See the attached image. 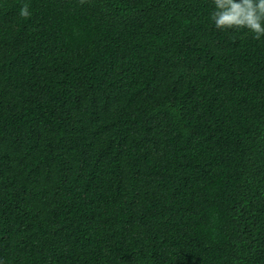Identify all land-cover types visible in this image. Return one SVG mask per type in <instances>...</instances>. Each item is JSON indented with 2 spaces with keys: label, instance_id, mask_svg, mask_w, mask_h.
Instances as JSON below:
<instances>
[{
  "label": "trees",
  "instance_id": "1",
  "mask_svg": "<svg viewBox=\"0 0 264 264\" xmlns=\"http://www.w3.org/2000/svg\"><path fill=\"white\" fill-rule=\"evenodd\" d=\"M212 11L0 0V264H264V37Z\"/></svg>",
  "mask_w": 264,
  "mask_h": 264
},
{
  "label": "clouds",
  "instance_id": "2",
  "mask_svg": "<svg viewBox=\"0 0 264 264\" xmlns=\"http://www.w3.org/2000/svg\"><path fill=\"white\" fill-rule=\"evenodd\" d=\"M20 15H31L29 5L23 4ZM211 20L215 28H245L256 39L264 37V0H213Z\"/></svg>",
  "mask_w": 264,
  "mask_h": 264
}]
</instances>
